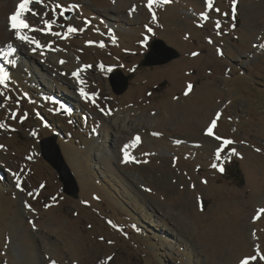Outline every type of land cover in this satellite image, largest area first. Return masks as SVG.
Segmentation results:
<instances>
[{"label":"rangeland","instance_id":"1","mask_svg":"<svg viewBox=\"0 0 264 264\" xmlns=\"http://www.w3.org/2000/svg\"><path fill=\"white\" fill-rule=\"evenodd\" d=\"M19 2L0 0V49L17 47L11 68L0 56L10 73L0 86V264H240L264 253V214L253 219L264 208V0H237L234 17L232 0H155L151 10L148 0H33L29 25L78 29L67 39L25 30L56 49L35 52L9 28ZM155 38L180 57L139 65ZM118 69L130 77L122 94L109 81ZM55 134L77 198L41 154L39 140ZM125 145L135 160L124 162Z\"/></svg>","mask_w":264,"mask_h":264},{"label":"snow or ice","instance_id":"2","mask_svg":"<svg viewBox=\"0 0 264 264\" xmlns=\"http://www.w3.org/2000/svg\"><path fill=\"white\" fill-rule=\"evenodd\" d=\"M33 2V0H20L18 6H17V9L16 11L11 14L9 16V24H10V28L12 30H14V34H15V37L19 40V41H22V42H27L29 44H33L35 45V47L32 48V51L35 52L38 48L39 49H43L44 47H47L49 50H56V49H53L52 48V42H49L48 45H42L40 43V41L36 40L33 36H30V35H27L25 30H28V31H31V32H35V31H41L45 34H50L52 36H55V37H59L61 39H67L68 38V35L71 34V33H74L76 32L78 29L75 28V27H72L71 25H69L67 27V30L63 33L61 32H56V31H53V23H55V19H43L42 20V23L44 25L43 28H37V27H34V26H31L29 25V23H27V21L25 19H22V14L30 11V4ZM36 3H39V4H43L44 3V0H35ZM155 0H148V3H147V7L151 10L152 7H153V4H154ZM163 3H168L169 0H162ZM236 5H237V0H232V13H233V17L235 16V13H236ZM207 7L209 9H212L213 8V0H207ZM57 9H61L58 13L59 16H63L64 15V9L62 7V5L60 4H54L51 8V11L52 13L55 15L57 14ZM132 11H135V6H133L132 9H130V14ZM215 11L219 12L220 9L219 8H216ZM33 15H39L38 13H35L33 12ZM48 13L45 12L44 13V16H47ZM226 15V14H225ZM201 16L204 17V18H207L208 14L207 13H201ZM152 19L153 20H156V13L153 11L152 12ZM89 23V21H85V24ZM219 23L217 22L216 24V27L219 28ZM149 31H151L152 29L149 28L148 29ZM115 42V41H113ZM88 43H92L91 41H89ZM146 43V41H145ZM101 47H103V43L100 44ZM264 46V45H262ZM17 51V49L15 47H13L12 45H8L6 46V49H0V56H2L6 62L9 64V65H15L17 63V61L15 59H10V57L13 56V54ZM43 54V52L41 53ZM222 54V53H221ZM193 56L197 55V53H192ZM61 64L65 63V61L61 60L60 61ZM85 68L86 67H90V65H85L84 66ZM82 69H77L76 71L72 72V76L73 77H76L78 80H79V83L80 84H84L85 82L83 80H80L79 79V75L78 73L81 71ZM10 80V73L9 71H7L5 69V67L3 65H0V86H3L4 88H8V81ZM192 87L193 85L191 83L188 84L187 86V90L185 92V95H188V93L192 90ZM79 92H80V95L85 98V99H91L92 103L95 104L96 101H95V96H96V93H91L89 94L88 92H86L84 90L83 87H81L79 89ZM3 93H0V95H2ZM64 106L61 105V108H63ZM65 111H67V109H64ZM101 112H105V109L101 108L100 109ZM105 114H108V113H105ZM220 113L218 112L216 114V118L213 119L211 121V124L209 127H207L206 129V134L208 135H214V128H216V125H217V119L220 117ZM13 118H16L15 117V114H13ZM24 117H20V119H23ZM7 127L6 124L4 123H0V128H5ZM34 134V133H33ZM153 135H156V136H159L161 135V133H153ZM217 140H221L222 137L220 136H216L215 137ZM140 141V137L139 135H137L135 137V142H139ZM177 143H179V141H177ZM234 143V141L230 140V139H223V144L224 145H230ZM3 145H0V148H2ZM127 148H128V145H125V150H124V162H129V161H132V160H135V157L133 156H130L128 151H127ZM233 151H235V149H233ZM257 151H259V149H257ZM219 150L217 151V158H219ZM29 159H31V157H29ZM139 162V161H137ZM213 167H217V165H213ZM219 170L221 172H223L225 169L220 166L219 167ZM13 176L15 177L16 181H17V187H20V177H19V174L17 173H13ZM206 183V181H205ZM41 187H43V185H41ZM30 196L32 195V193H28ZM28 207H31L30 205H28ZM261 214H264V208H261L258 210L257 212V215L256 217H254L253 219H258L260 217ZM109 223L111 224L112 222L109 221ZM33 227H35V225H33ZM113 227H116V225H113ZM111 243V241H110ZM260 259L262 261H264V253H260L259 252V248H257V255H253L251 257H245L243 258L241 261H240V264H250V261H256L257 259ZM51 264H56V261H51Z\"/></svg>","mask_w":264,"mask_h":264},{"label":"water","instance_id":"3","mask_svg":"<svg viewBox=\"0 0 264 264\" xmlns=\"http://www.w3.org/2000/svg\"><path fill=\"white\" fill-rule=\"evenodd\" d=\"M180 55L176 48L168 45L163 39L156 38L151 42L149 51L145 53L139 65L167 63L174 58L180 57ZM129 80V75L124 74L120 69L113 71L109 76L112 90L116 94H122L128 89ZM39 144L42 156L58 171L59 179L63 183V191L77 198L79 195V184L57 143V136L44 137L39 140Z\"/></svg>","mask_w":264,"mask_h":264},{"label":"bare ground","instance_id":"4","mask_svg":"<svg viewBox=\"0 0 264 264\" xmlns=\"http://www.w3.org/2000/svg\"><path fill=\"white\" fill-rule=\"evenodd\" d=\"M114 22V21H113ZM14 47V46H13ZM17 49V47H15ZM136 52V51H135ZM73 101V99L71 98V100H69V102ZM72 109H73V106H72ZM133 140V139H132Z\"/></svg>","mask_w":264,"mask_h":264},{"label":"trees","instance_id":"5","mask_svg":"<svg viewBox=\"0 0 264 264\" xmlns=\"http://www.w3.org/2000/svg\"><path fill=\"white\" fill-rule=\"evenodd\" d=\"M137 216V215H136ZM137 218V217H136ZM143 222V224H145V225H148L145 221H142ZM142 226H144V225H142Z\"/></svg>","mask_w":264,"mask_h":264}]
</instances>
